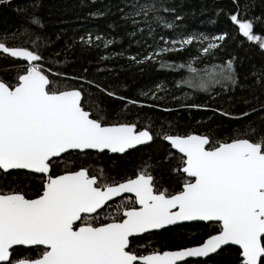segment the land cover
<instances>
[{
  "label": "snow or ice",
  "instance_id": "obj_1",
  "mask_svg": "<svg viewBox=\"0 0 264 264\" xmlns=\"http://www.w3.org/2000/svg\"><path fill=\"white\" fill-rule=\"evenodd\" d=\"M233 3L239 8L238 0ZM121 4L117 5L120 23L109 27L124 28L138 45L146 44V38L153 41L142 54L129 57L137 65L172 67L162 55L178 52L196 39L176 32L181 27L176 22L182 17L167 0H121ZM230 19L238 25L240 34L249 42H257L264 51V38L254 33L253 21L238 19L236 14ZM255 19L264 23L262 17ZM31 23L43 26L35 15ZM160 29L176 35L168 38L160 35ZM157 35L163 44L156 40ZM226 35L214 40L223 41ZM94 39L105 48L114 43L112 39L102 40L100 35ZM80 40L85 46L93 45L92 34ZM218 46L209 42L203 52ZM0 52L26 62L19 66L23 71L18 72L15 83L0 80V177L40 182L36 198H26L15 188L0 190V264H199L188 258L219 255L228 245L238 246L237 264H264V128L249 124L244 133L236 130L230 141L197 134H157L180 154L172 171L182 179V188L171 194L167 188L156 187V177L147 170V164L134 178L124 181L108 176L102 168L96 171L88 166L66 165L59 172L61 162L73 154L86 157L90 150L96 154H125L155 137L149 129L138 130L133 123H105L106 116L94 118L85 110L82 91L61 90L50 78L51 69L41 63L43 56L38 51L10 48L0 42ZM187 67L193 73L197 71L191 63ZM218 75L219 79L211 77L216 83L223 80L237 84L231 60ZM252 75L257 83H264V69ZM187 83L206 89L208 81ZM248 115L241 113V117ZM210 144L213 146L206 147ZM126 193L132 197L124 198ZM116 197L122 201L114 216L108 210L113 207L109 202ZM190 221L213 222L210 226L216 231L197 246L146 255L133 251L134 242L142 234Z\"/></svg>",
  "mask_w": 264,
  "mask_h": 264
},
{
  "label": "trees",
  "instance_id": "obj_2",
  "mask_svg": "<svg viewBox=\"0 0 264 264\" xmlns=\"http://www.w3.org/2000/svg\"><path fill=\"white\" fill-rule=\"evenodd\" d=\"M238 3L239 8L233 0H167L168 6L175 7L176 14L182 17L176 22L181 25L176 32L194 35L196 39L178 52L164 53L162 58L172 65L166 68H160L159 63L137 65L129 59L142 54L153 41L146 38V44L138 45L125 34L124 28L109 27L114 22L120 23L117 5L123 6L121 0H7L0 3V42L10 48L38 51L43 56L41 63L51 69L50 78L58 82L61 90H81L85 110L94 118L106 116L105 123H133L138 130L149 129L155 137L151 144L124 155L73 154L61 162L57 171L63 172L66 165L68 168L88 166L96 171L102 168L108 176L124 181L134 178L147 164L150 165L147 170L156 177V187L167 188L171 194L182 187V179L172 171L180 154L157 134H197L230 141L236 130L244 133L249 124L264 128L261 119L264 83H257V77L252 75L264 69V51L257 42H249L240 34L238 25L230 19L236 14L238 19L253 21L254 33L264 38V23L255 19L264 18V0H238ZM34 4L38 7L34 8ZM97 11L105 14L96 16ZM33 15L41 19L42 27L31 23ZM158 31L168 38L176 35L172 30ZM224 33L227 35L223 41L214 40ZM88 34L93 35L91 46L83 45L80 40ZM96 35L102 40L112 39L114 43L105 48L101 41L94 39ZM160 35L156 40L163 44ZM209 42L219 46L204 53L203 48ZM121 52L123 55H118ZM230 60L237 84L223 80L216 83L211 77L215 75V79H219L220 68ZM22 63L0 53V80L15 83L18 72L23 71L19 67ZM189 63L197 69L195 73L187 67ZM201 79L208 81L206 89L187 83L191 80L192 85H198ZM108 92L115 95L110 96ZM128 100L137 103L129 104ZM243 112L249 115L241 117ZM39 186L38 180L28 183L16 176L0 177V190L15 188L26 198H36ZM112 205L108 211L115 216L120 203ZM210 224H184L146 234L134 242L133 251L146 255L199 245L209 234L215 233L216 227ZM237 255V248L228 247L206 261L207 264H237ZM195 262L203 264V260Z\"/></svg>",
  "mask_w": 264,
  "mask_h": 264
},
{
  "label": "water",
  "instance_id": "obj_3",
  "mask_svg": "<svg viewBox=\"0 0 264 264\" xmlns=\"http://www.w3.org/2000/svg\"><path fill=\"white\" fill-rule=\"evenodd\" d=\"M0 53H2V52H0ZM3 54H5V53H3ZM6 56H8V57H11L9 54H5ZM11 58H13V57H11ZM13 59H15V60H17V61H20V62H23V61H21L19 58H13ZM23 63H26V62H23ZM91 114V113H90ZM92 115V114H91ZM152 142H149L148 144H146V145H149V144H151ZM142 146H145V145H140V146H137V148H139V147H142ZM206 147H209L210 148V145H208V146H206ZM172 150H174L175 152H176V150L175 149H172ZM129 151H132V150H129ZM90 152H94V151H92V150H90ZM109 154H111V155H124V154H120V153H109ZM179 154V153H178ZM126 195H128V196H132V194H124V196H126ZM118 198H121V197H116V198H114V201L115 200H117ZM111 202H113V201H110L109 203H111ZM79 223V222H78ZM194 223H213V222H201V221H190V222H180V223H178L177 225H172V226H168L167 228H169V227H173V226H178V225H184V224H194ZM166 229V228H165ZM161 230H163V229H161ZM156 231H159V230H154L153 232H156ZM152 233V232H151ZM145 234H147V233H145ZM145 234H142V236L143 235H145ZM228 247H235V248H237L238 249V246H235V245H228V246H225V248H228ZM213 255H215V254H212L210 257H212ZM210 257H208V258H188L189 260H191V261H197V260H203V261H205V260H208Z\"/></svg>",
  "mask_w": 264,
  "mask_h": 264
},
{
  "label": "flooded vegetation",
  "instance_id": "obj_4",
  "mask_svg": "<svg viewBox=\"0 0 264 264\" xmlns=\"http://www.w3.org/2000/svg\"><path fill=\"white\" fill-rule=\"evenodd\" d=\"M146 146V145H145ZM111 155V154H110ZM185 176H186V174H185ZM187 178V177H186ZM182 188V187H181ZM132 196H128V195H126V196H124V198H131ZM121 201H122V198H118L117 200H115V201H113V202H111V204L112 203H115V202H118V203H120L121 204ZM206 224H209V223H206ZM178 226H180V225H178ZM173 227H176V226H173ZM169 228H171V227H169ZM167 229V228H166ZM164 230V229H163ZM159 231H161V230H159ZM156 232H158V231H156ZM147 234H149V233H147ZM146 235V234H145ZM144 236V235H143ZM197 246V245H196ZM151 254V253H150ZM216 255V254H215ZM214 256V255H213ZM197 261H199V260H197Z\"/></svg>",
  "mask_w": 264,
  "mask_h": 264
}]
</instances>
